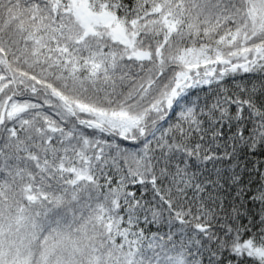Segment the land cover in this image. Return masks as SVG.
I'll return each mask as SVG.
<instances>
[{"label":"snow or ice","instance_id":"6c2138e0","mask_svg":"<svg viewBox=\"0 0 264 264\" xmlns=\"http://www.w3.org/2000/svg\"><path fill=\"white\" fill-rule=\"evenodd\" d=\"M6 215L54 264H264V0H0Z\"/></svg>","mask_w":264,"mask_h":264},{"label":"trees","instance_id":"16d2710c","mask_svg":"<svg viewBox=\"0 0 264 264\" xmlns=\"http://www.w3.org/2000/svg\"><path fill=\"white\" fill-rule=\"evenodd\" d=\"M8 216H5L6 232L0 240L3 243L7 262L3 264H54L51 238L45 234L40 236L39 229H32L27 225L17 230L13 224L12 230H7ZM28 235V240L21 244L20 239ZM32 235V237H30ZM53 262V263H49Z\"/></svg>","mask_w":264,"mask_h":264},{"label":"rangeland","instance_id":"374dc122","mask_svg":"<svg viewBox=\"0 0 264 264\" xmlns=\"http://www.w3.org/2000/svg\"><path fill=\"white\" fill-rule=\"evenodd\" d=\"M30 237H32V235ZM2 259H3V263H6L7 262V258H6L5 255L2 257ZM49 263H53V262H49Z\"/></svg>","mask_w":264,"mask_h":264}]
</instances>
